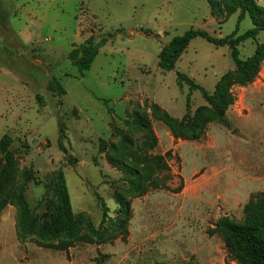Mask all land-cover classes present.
Listing matches in <instances>:
<instances>
[{"label":"rangeland","instance_id":"rangeland-1","mask_svg":"<svg viewBox=\"0 0 264 264\" xmlns=\"http://www.w3.org/2000/svg\"><path fill=\"white\" fill-rule=\"evenodd\" d=\"M0 6V140L9 139L12 155L6 163L0 152L6 201L0 264H50L39 260L48 250L36 247V231L25 242L14 236V202L22 196L34 208L40 200L37 230L51 213L44 181L57 169L82 238L101 221L97 196L112 219L118 198L130 206L126 238L99 245L77 241L67 250L73 264H237L209 230L222 215L241 220L249 197L264 191V61L245 86L234 82L228 46L201 37L190 40L173 69L164 71L157 61L161 46L189 28L214 37L230 34L238 10L216 18L207 0H0ZM251 27L246 15L238 34ZM90 35L103 42L81 73L67 54ZM262 41L259 31L238 46L239 56H249ZM176 72L209 92L223 80L235 95L226 112L230 127L211 123L199 140L172 136L155 106L177 119L185 113L188 86L176 84ZM51 78L62 86L61 95L48 89ZM190 105L192 113L207 107L198 90L191 92ZM136 113L152 133L140 129ZM166 152L168 189L151 188L141 196L109 163L113 158L142 165Z\"/></svg>","mask_w":264,"mask_h":264},{"label":"trees","instance_id":"trees-1","mask_svg":"<svg viewBox=\"0 0 264 264\" xmlns=\"http://www.w3.org/2000/svg\"><path fill=\"white\" fill-rule=\"evenodd\" d=\"M210 13L216 18H225L238 10L237 23L233 31L222 37H214L203 29L189 28L180 35L173 36L169 42L161 46L158 53L157 65L160 69L167 71L175 67L180 55L185 51L190 40L201 37L216 47L228 46L230 56L234 65V82L238 86H245L251 83L260 71L264 61V41L256 43L254 51L247 57L239 56L238 46L245 40L255 39L259 31H264V7L257 3V0H207ZM0 12L4 13L1 6ZM246 15L252 22V27L243 33L238 34V22ZM103 39L95 41L90 35L68 52L67 59L82 73L90 68ZM176 84L182 87L188 86V93L185 100V113L179 118H174L165 111H161L159 106H155L159 111L160 120L168 127L175 139L199 140L205 135L206 128L211 123L221 124L230 127L227 118V109L234 103L235 95L227 87L222 79L218 80L212 92L195 83L186 74L176 72ZM49 90L57 95L63 93V88L55 78H51L47 83ZM193 90H198L207 104L203 111L191 112L190 94ZM137 125L140 129L152 133L148 122L139 114H135ZM5 141V137L0 140V145ZM0 148L5 162L12 159L9 146V139ZM165 154H155L146 158L145 162L130 163L109 160L110 164L125 173L127 182L134 196H141L149 189H168L167 179L169 178V167ZM2 161L0 160V213L6 201L2 198L1 185L3 176L1 172ZM167 172L165 176L159 178L160 172ZM37 183V182H36ZM47 193H51L48 203L51 213L48 218L40 224L36 230L37 217L36 207L29 208L22 196H17L15 205L17 213L15 217V233L18 241L25 242L26 239L36 231L34 239L38 247L67 251L77 241H84L90 244H102L111 242L117 238L124 240L128 235V220L130 218V206L127 201L118 198L119 208L117 217L112 219L108 216V208L100 196L102 218L96 229H91L86 238H82L79 233L80 222L73 217L64 176L60 169L53 170L44 181ZM180 188L178 187L176 191ZM210 234H218L226 248V251L237 264H264V191L251 195L242 209V218L237 221L229 215L220 216Z\"/></svg>","mask_w":264,"mask_h":264},{"label":"crops","instance_id":"crops-1","mask_svg":"<svg viewBox=\"0 0 264 264\" xmlns=\"http://www.w3.org/2000/svg\"><path fill=\"white\" fill-rule=\"evenodd\" d=\"M257 3L260 6L264 7V0H257ZM19 37H20V35H19ZM22 43H24V42H22ZM14 225H15V223H14ZM10 230H11V232L13 231V223H11ZM13 232H14V236H15V230ZM36 247L42 248V247H38V246H36ZM44 249H47V248H44ZM47 250H48L47 252H42L39 255L40 262H50V264H73L71 252L61 251V250H56V249H47ZM21 256H22L21 257L22 260H26L28 258L27 254H21ZM68 256H69V259L67 258Z\"/></svg>","mask_w":264,"mask_h":264},{"label":"water","instance_id":"water-1","mask_svg":"<svg viewBox=\"0 0 264 264\" xmlns=\"http://www.w3.org/2000/svg\"><path fill=\"white\" fill-rule=\"evenodd\" d=\"M233 132H235V130H233Z\"/></svg>","mask_w":264,"mask_h":264}]
</instances>
